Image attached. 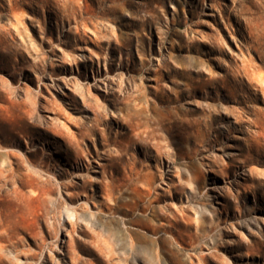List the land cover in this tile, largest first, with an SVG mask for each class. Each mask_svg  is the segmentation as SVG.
Instances as JSON below:
<instances>
[{"label":"rangeland","instance_id":"obj_1","mask_svg":"<svg viewBox=\"0 0 264 264\" xmlns=\"http://www.w3.org/2000/svg\"><path fill=\"white\" fill-rule=\"evenodd\" d=\"M0 264H264V0H0Z\"/></svg>","mask_w":264,"mask_h":264},{"label":"bare ground","instance_id":"obj_2","mask_svg":"<svg viewBox=\"0 0 264 264\" xmlns=\"http://www.w3.org/2000/svg\"><path fill=\"white\" fill-rule=\"evenodd\" d=\"M9 156H11V154H9Z\"/></svg>","mask_w":264,"mask_h":264}]
</instances>
